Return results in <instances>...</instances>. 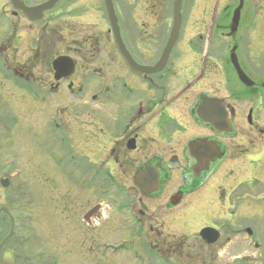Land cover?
<instances>
[{
  "label": "flooded vegetation",
  "instance_id": "1",
  "mask_svg": "<svg viewBox=\"0 0 264 264\" xmlns=\"http://www.w3.org/2000/svg\"><path fill=\"white\" fill-rule=\"evenodd\" d=\"M205 1L209 7L196 8L195 0H183L175 10L174 0H113L116 30L104 0H62L77 8H65L74 20L66 24L63 17L60 56L86 71L56 81L54 60L44 62L39 69H47L49 81L42 90L28 72L31 62L23 63L27 71L10 62L14 37L0 34V83L29 96L37 92L45 113L44 133L29 138L43 156L28 154L27 168L12 153L18 138L0 136L8 158L0 160V264H80L84 255L98 263L99 249L103 258L126 254L134 264H179L180 250L202 264H226L223 252L247 251V243L262 257L263 229L256 239L253 222L258 213L243 210L264 206L258 190L264 182V0H244L234 32L235 9ZM8 5H0V17L8 12L33 24L11 0ZM104 13L106 30L89 28L84 40L82 25L93 24L81 20ZM67 32L75 35L70 41ZM46 97L64 107L51 114L50 103L42 109ZM12 116L13 132L19 120ZM240 161L253 167L241 172V184L206 187L222 163ZM140 172L158 174L152 193L138 184ZM210 202L232 218L204 224ZM182 217L190 219L192 232L180 236ZM205 229L215 232L203 236Z\"/></svg>",
  "mask_w": 264,
  "mask_h": 264
},
{
  "label": "rangeland",
  "instance_id": "2",
  "mask_svg": "<svg viewBox=\"0 0 264 264\" xmlns=\"http://www.w3.org/2000/svg\"><path fill=\"white\" fill-rule=\"evenodd\" d=\"M4 1V2H3ZM46 0H26L30 5H38ZM132 3H137L138 0H129ZM238 0H210V8H234V6L237 4ZM8 5V0H1L0 5L2 4ZM71 4L74 3V0H65L64 4ZM69 4V5H70ZM94 3H88L87 8H92ZM137 5V4H136ZM9 6V5H8ZM11 5L9 6V8ZM85 9V5H83ZM135 7V6H134ZM194 7L198 8H206L209 7L207 5V2L205 0H195ZM65 8L67 10L75 11L74 8L68 6L65 7L63 4H59L55 9L48 12L44 18L39 23H33L29 24L24 19H22L20 16L17 17H11L10 13L7 12L2 14L0 17L1 19V25L0 28V34L4 37L7 36H13L14 40H16L15 47L17 50L13 49V51L9 52V59L10 62H12L14 65L18 66L19 68H23L27 71V66L23 65L24 62H31L30 67H34V71H28L29 73L34 72L35 73V80L37 90H42L45 83L48 82V76H47V69L40 70L39 68L43 66L44 62H52L55 58L62 55V53L65 51V45L64 42L61 40L60 32L63 29V25L66 23L63 20L64 15H66V24H71V22L74 20V13L73 12H67L65 13ZM66 10V11H67ZM78 10V9H77ZM10 12V10H9ZM81 15H85L84 13H79ZM97 15L90 16L88 20H81L86 21V24H93V27H89L87 25H82L79 35L82 36V38L85 40V34L90 33L88 30L89 28H96L97 27V33L104 32L106 30V15H102V17H96ZM88 22V23H87ZM73 26V25H71ZM92 32V30H91ZM67 35H70L72 37H67L68 41L72 40L74 38V33L67 32ZM83 39H80V41H84ZM67 45H70L68 43ZM4 55V57H6ZM34 57V60H32ZM30 58V60H28ZM43 59H46L43 61ZM29 69V68H28ZM39 69V70H38ZM77 72H85V68L82 65H79L77 68ZM50 80L52 78L50 77ZM46 81V82H45ZM36 90V91H37ZM44 95V94H41ZM57 97V96H56ZM47 98V97H46ZM44 98L42 96L39 97V94L36 92L35 96H29L25 93L19 92L17 93L14 89L11 88L10 84L4 85L3 83H0V118L2 119V124H0V136L6 137V136H14L18 138V140L15 142V147L17 150L12 151V153H17L18 158H21V162L23 163L24 168H27L26 159L28 158V154L35 153L36 157L43 156V154L40 152V150H34L30 148L29 142L30 139L36 137H40L41 133H44L45 130V113L44 111L40 109L39 106H42L41 101ZM60 102V101H59ZM57 98L51 97L47 98L45 101V105H43L42 109L45 110V107L48 103H50L51 114L55 110H58V108L64 107L63 103H59ZM65 105H69L68 107L74 106L71 102H66ZM31 109V112H30ZM60 109V108H59ZM63 112V110H62ZM12 115H15L18 117L19 124L17 128H14L13 132L10 130V120L13 117ZM53 119V120H52ZM52 121L55 122V119L52 117ZM31 127L34 128L31 130ZM31 130V131H30ZM51 132V130H50ZM57 134V133H55ZM54 135L52 132L50 133V136ZM1 146V145H0ZM8 146V145H5ZM58 147V146H57ZM8 152V151H6ZM0 160L3 162H7L8 158L3 154V152H0ZM249 163L248 161H240V162H224L220 165L219 169L214 172L211 176H209L207 182L205 183L206 187L209 188L211 186H219V185H225L227 188L229 187H236L238 184H241L242 181L240 180L239 175H241V172L244 171L246 168L252 169L253 167L251 165H244ZM244 165V166H243ZM234 169L235 173H233L234 176L228 177V170ZM227 170L226 172H224ZM226 173V174H225ZM249 175V174H247ZM177 179H174L173 183H176L178 185ZM259 191L264 192V182L260 183ZM173 187V185H171ZM169 188V187H168ZM174 188V187H173ZM169 189H167V192H165L164 196L162 197L163 203L168 199L166 196L169 194ZM205 191V190H203ZM90 195L86 196L84 198V201L88 200ZM5 199H0V205L4 203ZM196 199H192V201H195ZM189 200L185 201V204L183 207L189 206L190 203H188ZM222 210V209H221ZM223 211V210H222ZM246 213H249L251 215H256L258 213V217L254 218L253 222L254 225L258 228V234L256 235V239H259L261 229H263V217H264V206L260 207V209H245L243 210ZM219 208L217 203L210 202L205 205V213L203 214L204 221H202L204 224H222L221 222L224 220H230L232 218V215H220L219 214ZM220 215V216H219ZM220 217V218H219ZM219 218V219H218ZM185 228V229H183ZM169 231V230H168ZM179 235H187L192 232V223L188 217H182L180 220V230L178 231ZM254 238V240L256 241ZM119 240H114V243H117ZM247 243V241L245 240ZM103 251L102 249H99V256H98V263L89 261L85 258L82 259L83 262L80 264H134L131 260L127 259V255H120V256H108L105 255V258H103ZM190 253L187 250H180L178 260L179 264H192V261L194 264H202V260H198L197 257H191L188 255ZM224 258L221 262H225L226 264H235V258L236 256H241V258L246 259L245 257H248V260L251 261V264H264V261L262 257L260 256L259 251H256L253 244L249 245L247 243V251H229L227 250L226 253L223 252ZM97 257V256H96ZM108 257V258H107ZM91 260V259H90ZM220 262L218 260H212L211 264H219Z\"/></svg>",
  "mask_w": 264,
  "mask_h": 264
},
{
  "label": "water",
  "instance_id": "3",
  "mask_svg": "<svg viewBox=\"0 0 264 264\" xmlns=\"http://www.w3.org/2000/svg\"><path fill=\"white\" fill-rule=\"evenodd\" d=\"M12 1H13V5L16 9L23 12L25 14V16H27L31 21L35 22V21L42 20L44 18L45 13L47 11L53 9L61 0H48V1L42 3L38 6H35V7L26 6L25 3L23 2V0H12ZM104 1H105L107 13H108L110 19L113 21L114 25L116 24V26H115L116 30H118L113 0H104ZM182 7H183V0H174V9L175 10H181ZM243 7H244V0H240V4L235 9L234 15H233V21H232V31L233 32L235 30H237V27H238L239 21H240L241 11H242ZM176 18L178 19L179 16L177 15ZM178 25H179V22H177L176 26H175L176 33H177V30L179 29ZM176 33H174V34L176 35ZM118 42L121 46V42L120 41H118ZM53 68H54V71L56 73V80H60L64 77H68L69 75H71L72 73L75 72V66H74V63L72 62V60L69 57H64V56L57 58L53 62ZM238 72L240 74V78L244 80L245 75L242 73L240 68H238ZM208 164H209V162H207V165ZM146 176L144 175V172H140L138 179H137L138 184L142 188H147L148 193H152L153 189H156V186L159 184V176H158V174H155L154 176L147 174ZM148 179H149V181H148ZM177 203H179V202H174L173 205H177ZM214 232L215 231L212 229H205L202 231V235L207 236L210 233L212 234ZM215 239L216 238L210 240L211 243H214ZM261 240L263 242L262 255H263V259H264V229H263L262 234H261ZM237 263H238V261H237Z\"/></svg>",
  "mask_w": 264,
  "mask_h": 264
}]
</instances>
